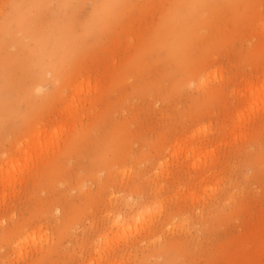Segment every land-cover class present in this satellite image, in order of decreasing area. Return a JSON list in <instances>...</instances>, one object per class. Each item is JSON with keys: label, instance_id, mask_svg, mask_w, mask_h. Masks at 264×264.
Instances as JSON below:
<instances>
[{"label": "rangeland", "instance_id": "rangeland-1", "mask_svg": "<svg viewBox=\"0 0 264 264\" xmlns=\"http://www.w3.org/2000/svg\"><path fill=\"white\" fill-rule=\"evenodd\" d=\"M114 1L48 73L0 35V264H264V0Z\"/></svg>", "mask_w": 264, "mask_h": 264}, {"label": "clouds", "instance_id": "clouds-1", "mask_svg": "<svg viewBox=\"0 0 264 264\" xmlns=\"http://www.w3.org/2000/svg\"><path fill=\"white\" fill-rule=\"evenodd\" d=\"M112 11L107 0H97L88 16L74 24L72 13L51 11L43 0H15L8 15L0 19V35L25 49L36 69L48 73L75 58L84 42L105 26ZM45 14L47 22L35 26Z\"/></svg>", "mask_w": 264, "mask_h": 264}, {"label": "bare ground", "instance_id": "bare-ground-1", "mask_svg": "<svg viewBox=\"0 0 264 264\" xmlns=\"http://www.w3.org/2000/svg\"><path fill=\"white\" fill-rule=\"evenodd\" d=\"M210 0H186L184 2H182L181 4L178 5V9L175 15V20L176 23L178 25H182L186 22V18L191 15V12L193 10H196L197 8H199L200 6L206 4L207 2H209ZM108 3H110L111 5H113V10L116 8L117 4L116 1L114 0H108ZM176 37H178V41L181 37V33L178 31V33L176 34ZM178 44V43H177ZM142 212L139 211L137 212L136 218L141 215Z\"/></svg>", "mask_w": 264, "mask_h": 264}]
</instances>
